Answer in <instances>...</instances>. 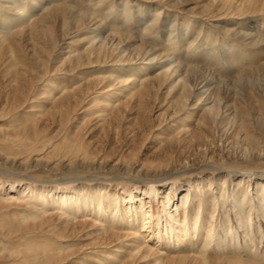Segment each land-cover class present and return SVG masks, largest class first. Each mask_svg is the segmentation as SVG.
<instances>
[{
	"label": "bare ground",
	"instance_id": "1",
	"mask_svg": "<svg viewBox=\"0 0 264 264\" xmlns=\"http://www.w3.org/2000/svg\"><path fill=\"white\" fill-rule=\"evenodd\" d=\"M205 1L0 0L1 62L17 66L22 40L44 38L53 44L54 51H60L58 55L62 53L60 65L42 73L43 87L35 89L51 86L50 90L34 93L33 89L21 103L29 104L25 106L28 108L23 114H14L13 119L21 120L23 129L36 137L25 142L24 149L32 153L45 147L41 116L57 115L62 123L72 124L84 102L93 110L84 108L85 116L93 115L104 124L123 106L134 108L155 91L169 88L167 96L186 101L176 114L190 111L181 118L185 119L181 124L158 135L164 140L178 130H192L189 121L200 112L199 128L209 125L220 108L222 85L235 91L237 83L253 87L264 82V32L255 29L259 20L254 15L225 22L227 16L254 12L249 11L254 0H208L211 5ZM255 1L256 8L264 10V0ZM71 37L83 43L81 48L65 50L62 44H72L67 42ZM220 53L226 57L224 67ZM57 58L54 55L53 62ZM196 61L219 73L224 70L232 74L236 68L246 67L231 79H222L193 65ZM86 62L98 68L83 72ZM43 66L38 67L41 70ZM59 76L65 82L52 86ZM41 94L51 105L46 113L44 105L35 101ZM123 98L135 104L129 106ZM227 103L226 107L231 104ZM231 108H226L227 112ZM237 110L233 109L234 115ZM243 115L240 123L246 127ZM60 143L81 150L80 141L72 136ZM60 143L53 144L54 149ZM158 184L160 188L151 184L120 194L104 187L57 185L62 190L59 193L55 188H17L0 182V206L19 209L11 213L17 222L0 223L1 234L6 231L5 235L16 237L13 243L17 242L0 243L7 249L0 258H11L12 264H264V178L242 176L234 180L222 175L186 184L162 178ZM25 222H31L32 227L20 228ZM23 230L31 231L20 234ZM84 233L89 239L84 245L93 248L72 260L75 243H67L65 238Z\"/></svg>",
	"mask_w": 264,
	"mask_h": 264
},
{
	"label": "rangeland",
	"instance_id": "2",
	"mask_svg": "<svg viewBox=\"0 0 264 264\" xmlns=\"http://www.w3.org/2000/svg\"><path fill=\"white\" fill-rule=\"evenodd\" d=\"M204 4L211 5L212 1L209 3L207 0ZM255 5L257 6L254 0L250 7L254 10H249L254 12L246 15L241 13L238 16H227L225 22L229 24L235 20H244L255 15V19L259 20L255 29L257 32L263 33L264 12H257L264 10L256 8ZM8 35L10 37L13 35L12 30ZM54 35L59 36V32L54 31ZM220 37L222 38V36ZM67 42H72V44H64L65 42L62 44L65 48L67 47L66 51L69 49L68 47L79 49L83 45L72 37ZM52 45L44 38L31 42L22 40L19 45L22 54H20L16 67L12 66V62L5 64L0 60V112L2 114H0V128L3 129L0 130V182L5 185L14 184L17 188H23V186L55 188L59 193L62 190H59L58 186L76 188L84 185L87 188L104 187L121 194L125 189L136 187L143 189L151 184L160 188L158 183L162 178H168L176 184H186L188 181L207 177L217 179L222 175L234 180L242 176L246 178L249 176L252 179L264 178V86L261 85L264 82L254 84L256 87H252V84L248 86L246 83H237V86L234 85L236 88H233L235 91H228V88L222 85L220 108L217 107L214 122L211 121L207 125L209 128L207 126L199 128L197 125L198 116L202 114L200 112L193 117V120L189 121L192 130L186 133L178 130L169 134L164 140L158 139V135L181 124L185 120L181 118L190 111L181 116L176 114L186 101H178L179 99L171 98V95L167 96L169 88L155 91L145 98V102L144 99L143 103H139L134 108L123 106L119 112L114 111L117 119L111 116L110 120L104 124H101L93 115L85 116L87 111L93 110L88 109L89 104L84 102L81 104L82 112L77 110L78 113L73 114L74 124L62 123L57 115L41 116L39 120L41 121V128H39L43 136L41 140L47 143L39 151L32 153L29 149L27 151L24 149V147L27 148L25 142L29 143L36 137H34V133L29 135L31 130L23 129L25 127L20 124L21 120L13 118L14 114L20 112L23 114L28 108L25 106L29 104L21 105L26 95L28 93L32 95V90H35L36 87H43L42 82L45 78H42V73L53 70L62 62L60 60L62 53L58 55L60 51H54ZM219 45L221 49L222 45ZM248 49L258 55L254 48L248 46ZM54 55L58 58L53 62ZM219 61L223 67L227 65L223 53L219 54ZM86 63L87 66L82 69L83 72H91L98 68L96 65ZM40 64L45 65L41 70L38 67ZM192 64L213 72L215 76L222 79H231L232 75L240 69L236 68L234 72H231L232 74L224 70L219 73L215 68L202 61ZM242 67L241 71L246 66ZM14 79L16 80L13 81ZM60 82L65 81L61 76L55 77L52 86L57 87ZM50 88L51 86H48L35 90L34 93L46 92ZM228 93L229 95H227ZM122 100H127L124 103L129 106L135 104L130 99L123 98ZM224 100L228 102L227 104H230V101L232 103L226 107ZM35 101L44 105L45 113L51 107L42 94L35 98ZM231 105L242 113L237 112L239 116L234 115L232 112L234 108L232 109ZM3 106L4 110H2ZM86 107L87 111L84 110ZM98 107L101 108V105ZM226 108H231L232 113L227 112ZM243 114L246 116V127H244V122L240 123ZM67 129H71L72 132H67ZM70 136L80 141L81 150H73L68 143H60L63 138L66 139ZM2 139H6V141ZM58 143L60 144L54 149V145ZM23 151L25 152L23 153ZM139 169L141 170L139 171ZM16 210L19 209L0 206V219L5 217L3 221L0 220V223L17 222L15 221L17 217L11 214ZM8 212L9 214L6 215ZM18 218L21 219L19 216ZM31 227V222L20 224L22 229ZM29 231L31 230H23L20 234ZM5 234L6 231L2 234L0 232L1 244H17V242L13 243L16 237H7ZM85 237L86 233L83 236H76V238H65L67 243H75L72 246L74 249V253L71 255L72 260L81 258L93 248L92 245H84L87 243L86 240H89L87 237L84 239ZM54 239L51 238V240ZM6 252L7 249L0 246V254ZM13 262L14 260L11 258H0V264H12Z\"/></svg>",
	"mask_w": 264,
	"mask_h": 264
}]
</instances>
